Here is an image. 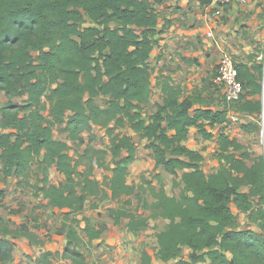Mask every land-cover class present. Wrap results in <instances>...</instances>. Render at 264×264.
Here are the masks:
<instances>
[{"label":"trees","instance_id":"obj_1","mask_svg":"<svg viewBox=\"0 0 264 264\" xmlns=\"http://www.w3.org/2000/svg\"><path fill=\"white\" fill-rule=\"evenodd\" d=\"M152 4L150 0H0V93L7 98L0 109V181L12 175L26 178L33 163L40 165L37 193L50 208L67 210L58 230L67 239L61 256L84 264L75 247L83 242L77 215L87 204L95 209L98 202H119L135 193L126 178L137 145L127 135L113 134L128 124L146 141L155 168L179 177L181 189L178 197L167 195L156 174L155 185L145 181L155 199L148 207L150 216L130 211L123 202L107 211L114 223L127 219V230L136 233L148 226L149 218L167 219L156 234L157 255L164 263L264 264V160L262 155L252 157L225 132L229 105L217 110L199 107L204 102L200 95L182 96L178 87L163 82V98L155 111L146 120L139 112V105L149 101L148 60L162 31ZM253 61L235 63L243 90L235 104L237 111L257 118L263 108V64ZM20 96H25L22 103L11 102ZM97 97L107 98L104 106L96 104ZM111 123L114 126L109 127ZM56 125H63L66 139L76 146L82 144L83 133L92 135L94 125L106 128L113 163L106 187L92 178L95 163L103 165L101 159L84 161L93 148L86 146L73 158L68 142L53 138ZM241 127L258 130L253 122ZM191 128L204 139L216 138L223 163L210 174L200 167L201 152L184 144ZM50 167L64 176L63 183L49 181ZM4 195L0 190V202ZM232 205L259 231L238 228ZM81 220L86 243H92L104 226H92L87 217ZM0 225H7L1 216ZM7 232L0 230V261L11 258L12 245L2 238ZM21 235L34 241L29 233ZM183 248L189 249L187 258L181 257ZM49 255L41 254L38 261L46 262ZM140 264H152L144 250Z\"/></svg>","mask_w":264,"mask_h":264},{"label":"rangeland","instance_id":"obj_2","mask_svg":"<svg viewBox=\"0 0 264 264\" xmlns=\"http://www.w3.org/2000/svg\"><path fill=\"white\" fill-rule=\"evenodd\" d=\"M256 1L262 6V18L261 20L260 18L253 19L250 22V25L245 26L243 24V27L232 28L234 31L233 33H235V38L232 39V47L234 50L228 49L226 46H215L216 43L214 40H217L213 33V28L215 27L211 26L213 27L211 30L214 38L210 39L203 34L202 40L205 39L207 42L204 41L202 45H197L195 41L193 44L188 41L187 38L183 44L177 46L174 50L169 49L168 46H160L159 50L156 48V52H153L151 59L153 80L156 75L157 77L158 75L167 76L175 86L180 88L183 96L195 94L203 97L205 101L200 103V105L208 106L213 110H217L223 107V105L227 106L220 87L213 82L222 51L230 54L235 63H249L255 60L264 65V0ZM188 4L190 7L196 6L195 0H189ZM226 8L227 5L222 6L220 9L213 6H207V8L201 5L199 6V10H202L203 13L207 14V19H210L211 23L215 22L216 25H224L228 23L229 18L225 14ZM235 22H237V20H235ZM89 25L90 24L87 23L84 24V26ZM222 32H224V30ZM209 44H211V46H209ZM159 51L163 55L168 53V56L160 65L157 63L154 64V62H156V56H159ZM33 55L36 56L37 53L33 52ZM251 56L254 57L252 60ZM163 71H165L167 75L160 73ZM260 82L262 86L260 99L263 102L260 116L257 118L249 117L244 113L237 111L236 104L229 105L228 108L236 112V118L234 120L230 118L225 127V132L230 137L236 138L241 144H243L246 148L245 150L250 152L252 157L259 155L264 156L263 75H261ZM24 98L25 96L13 97L11 102L14 104H20L24 101ZM6 101L7 98L4 93H0V109ZM106 101L107 98L104 97H97L95 99L96 104L99 106H104ZM159 101L160 92L153 83L149 101L145 104L139 105V112L145 120L155 111L156 103ZM245 122H253L257 124L258 130H243L241 126ZM112 126H114L113 123L109 125V127ZM52 132L54 139L68 142L71 146L69 153L75 159L77 157L76 155L83 153V149L86 146L93 148L94 151L90 152L88 156L89 158H85L84 161L89 162L90 158H92V160L101 159L103 165H100V161L95 163L92 170V178L98 180L106 187L111 176L110 169L113 166L111 153L109 152L111 135L107 133L106 128L94 125L92 135H89L86 132L82 134L83 142L79 146L70 144L66 139L63 125L54 126ZM212 132L216 133V130L214 129ZM113 134L127 135L137 145L135 160L129 165L126 178L127 183L135 187V193L130 196L121 197L119 202L116 200L98 202L97 209L89 208L87 204L82 212L83 214L81 213L77 216L78 219H80L81 229L84 226V221L81 220L83 215L89 220H92L95 227L101 225L104 226L103 233L105 234V237L120 236V243L117 244L115 241L113 243H105V239H102L98 242L93 241L92 243L81 242L78 245H75V247L77 250L79 249L78 251H82L85 254L86 260H88L90 264L108 263L105 262L106 254H108L109 259H111L112 253L115 252L118 246L119 251L124 252L122 254V259H126L125 261L127 264H138L141 251L143 250L151 256L152 264H169L160 261L157 255L158 246L156 242V234L164 225L162 219L154 221L149 218L148 226L139 229L135 234H129L125 228L126 219L123 218L115 225L107 216L106 210L109 208H115L121 203L126 202L127 208H129L130 211L149 217L151 209L148 207L155 202V199L147 190L145 181H150L155 185V175L159 174L167 195L178 197L181 189L179 177L164 172L161 167L155 168L152 152L150 149L146 148V141L140 138L138 133L132 131L128 124L116 128ZM186 144L192 149L201 152L203 160L200 163V167L206 174L216 171L223 163L220 159L218 143L215 137L204 139L196 129L191 128ZM96 151L103 152V154H97ZM101 156L102 158H100ZM247 164L249 165L250 161H247ZM78 170L79 172H83L84 166L80 165ZM179 174H181V172H179ZM41 178L42 167L37 163H33L26 178L12 175L3 178L0 181V190H3L5 193L4 198L0 202V216L3 217L4 222L7 224L0 225V230L6 229L8 232L5 235H20L23 232H26L33 234L36 240L39 239L41 241L43 239L42 242H52V237L54 238L55 235H59L58 229L62 223L61 214L51 212L44 204V200H42L37 193V188L41 185ZM48 179L51 183L57 185L64 182V176L55 171L53 167L48 169ZM174 181L178 182L180 185L174 184ZM231 209L236 217L238 228H251L255 231H259L256 224L249 221L244 213H240L233 205L231 206ZM81 229L79 230L80 235L84 234ZM188 253L189 249L183 248L181 257L187 258Z\"/></svg>","mask_w":264,"mask_h":264},{"label":"crops","instance_id":"obj_3","mask_svg":"<svg viewBox=\"0 0 264 264\" xmlns=\"http://www.w3.org/2000/svg\"><path fill=\"white\" fill-rule=\"evenodd\" d=\"M150 1L153 3L152 5H153L154 9L159 15L158 19H157V28L162 30L156 36V42L154 44V48L150 53V57H149L148 62L150 64L151 68H152L151 59H152L153 52L154 51L156 52V50H155L156 48L159 50L160 46H168L169 49L174 50L177 46H180L181 44H183L185 42V39H187V38H188V41L192 42L193 44L195 41V43H197V45H202V43L204 41H206L205 39L202 40L203 34L206 35V33L208 31H210L213 27H215V28H213L214 36H215V38H217V40H214L216 43L215 46H226L228 49L234 50V48L232 47V39L235 38V33H233L234 31L232 30V28L233 27L238 28V27L242 26L243 24L245 26L250 25L251 24L250 22L253 19H259L260 18V20H261L262 12H263L262 6L260 4H258L256 0H248L244 4L230 3L227 5L226 12H225L226 16L229 18L228 23L224 24V25H221V24L216 25L215 22L211 23L210 19L209 20L207 19L206 13H203L202 10H199L200 5L204 6L206 8H207V6L208 7L210 6L209 4H203L201 2V0H195L196 6H192V7H190V5L188 4L189 0H161L159 3H154L153 0H150ZM235 20H237V22H235ZM211 26H213V27H211ZM206 27H207V29H206ZM204 30H205V33H204ZM223 30H224V32H222ZM214 36H213V38H214ZM209 46H211V44H209ZM158 53H159V56H156L157 58L155 59L156 62H154V64L157 63L158 65H160L162 63V61H164L165 58L168 56V53H166V55H163L160 51ZM249 63H251V62H249ZM172 68H173V66H172ZM160 73L167 75L165 71L160 72ZM163 82L164 83L168 82L169 84L175 86L173 84V82H171V80L167 76L158 75V77H157V75H156L154 80H153L152 75H151V89H152V85L154 83L155 86L158 88V91L160 92V101L158 103H160L162 98H163L162 86H161L163 84ZM150 95H151V93H150ZM190 95H192V94H190ZM201 98H203V97H201ZM204 101H205V99H204ZM199 107L209 108L208 106H204V105H199ZM247 116H249V115H247ZM193 129H195V128H193ZM189 134H190V132H189ZM186 141H187V139L184 141L185 145H187ZM39 196L41 197L42 200H44V204L48 207V209H50L51 212L61 214L62 223H63L64 222L63 213L66 212L67 210H60V211L54 210L53 208H50L47 205V200L44 199L42 197V195L39 194ZM83 210H82V212H83ZM107 211L108 210H106V214L109 217ZM82 217H84V216L82 215ZM77 218H78V216H77ZM122 219L123 218H121L120 221ZM157 219L163 220L164 225H163L162 229L159 230V231H162L164 229V227L166 226V224L168 223V220L165 218H161V217H159ZM157 219H152V220L155 221ZM78 220H80V219H78ZM89 221H90V224L92 226H94V223L92 222V220H89ZM112 222L115 225L119 223V222L114 223L113 220H112ZM62 223L60 225H62ZM126 224H127V219L125 222L126 231L129 234H135V233H130L127 230ZM80 227L81 226H80V222H79L78 234H79V236H81L83 243L84 242L86 243L85 233L83 232L84 234H81V235L79 233V230L81 229ZM60 228H61V226L59 227V229ZM103 231L100 234V237L94 240L95 242H98L102 239H105V243H113L114 241L117 242V244L120 243V239H121L120 236H114V237L106 236L105 237V234L103 233ZM31 235L33 236V234H31ZM2 238L10 241V243L12 245V252H11V258L6 260V261H0V264H75L70 258L61 256V254L64 250V247L66 245V240H67L64 234L63 235H61V234L55 235L54 238L52 237V242L51 241L42 242L43 239L40 241L38 238H37L38 240H36V238H34V241L31 242L26 236L21 235V234L17 235V236L3 235ZM118 251H119V246L117 247L115 252L112 253L111 259H109V255L106 254L105 262H108L106 264H127L125 261L126 259H122V254L124 252L119 251V253L117 254ZM80 252L84 255V258H85L84 264H90V262H88V260H86L85 254L82 251H80ZM43 253L52 254V255H49L48 258H46L48 261V262L46 261L47 263L45 261H44V263H40L38 261L40 258V255ZM138 264H140V257H139Z\"/></svg>","mask_w":264,"mask_h":264},{"label":"built area","instance_id":"obj_4","mask_svg":"<svg viewBox=\"0 0 264 264\" xmlns=\"http://www.w3.org/2000/svg\"><path fill=\"white\" fill-rule=\"evenodd\" d=\"M248 0H210L209 5L221 8L230 3H245ZM206 36L213 39L212 31H208ZM213 82L220 87L224 100L228 105H233L239 101L243 93L242 85L237 77V69L235 62L230 54L222 51L219 62L217 64L216 73ZM236 112L229 109L228 117L234 120Z\"/></svg>","mask_w":264,"mask_h":264},{"label":"water","instance_id":"obj_5","mask_svg":"<svg viewBox=\"0 0 264 264\" xmlns=\"http://www.w3.org/2000/svg\"><path fill=\"white\" fill-rule=\"evenodd\" d=\"M262 75L264 76V65H263V72H262ZM263 160H264V156H263Z\"/></svg>","mask_w":264,"mask_h":264}]
</instances>
